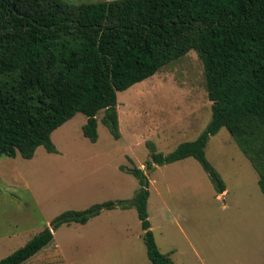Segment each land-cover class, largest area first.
<instances>
[{"label":"trees","instance_id":"obj_1","mask_svg":"<svg viewBox=\"0 0 264 264\" xmlns=\"http://www.w3.org/2000/svg\"><path fill=\"white\" fill-rule=\"evenodd\" d=\"M195 51L204 65L212 118L194 141L168 155L148 142L146 169L196 159L219 195L226 185L206 157L225 128L259 175L264 194V0H0V157L57 153L53 133L77 114L84 136L98 140L99 113L121 138L118 94ZM136 177L131 202L109 201L67 211L0 264H24L54 241L63 225L87 224L104 210L135 207L152 264H174L160 251L149 220L150 181Z\"/></svg>","mask_w":264,"mask_h":264},{"label":"rangeland","instance_id":"obj_2","mask_svg":"<svg viewBox=\"0 0 264 264\" xmlns=\"http://www.w3.org/2000/svg\"><path fill=\"white\" fill-rule=\"evenodd\" d=\"M86 4L112 0H67ZM96 117L98 140L84 136L81 113L52 135L57 153L0 157V261L51 227L67 211L109 201L131 202L150 181L149 220L160 251L174 264H264V194L259 175L225 129L206 157L226 185L219 195L194 158L146 169L147 143L165 155L194 141L212 118L204 65L195 51L118 94L121 138ZM137 209L104 210L87 224L63 225L54 241L24 264H152Z\"/></svg>","mask_w":264,"mask_h":264}]
</instances>
